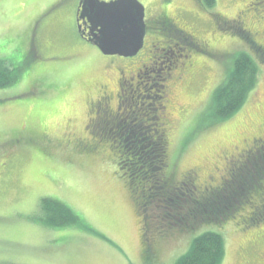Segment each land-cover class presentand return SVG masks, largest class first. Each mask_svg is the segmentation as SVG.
Here are the masks:
<instances>
[{
	"label": "rangeland",
	"instance_id": "obj_1",
	"mask_svg": "<svg viewBox=\"0 0 264 264\" xmlns=\"http://www.w3.org/2000/svg\"><path fill=\"white\" fill-rule=\"evenodd\" d=\"M137 1L144 7V44L135 55L122 56L102 54L74 34L78 0H0V68L9 70L8 82L0 86V264H173L206 231L223 238L220 264H264V220L246 225L238 216L260 212L264 200V52L217 27L244 11L240 20L260 32L264 8L261 3L248 8L252 0H215L211 9L203 0ZM161 13L208 48L196 41L200 47L190 49L172 28L166 30L173 38L166 46V33L154 20ZM64 15V23L49 20ZM256 41L264 44L262 37ZM152 43L164 48L156 64L138 85L127 81L120 120L109 121L99 113L100 130L119 137L121 129L125 147L153 159L155 146L138 149L137 138L143 142L151 136L156 142L161 129L154 118L165 122L168 154L162 173L178 180L195 170L198 192L224 185L219 195L209 191L198 200L213 203L214 209L207 211L216 218L206 224L162 230L159 223L177 204L171 197L182 202L181 194L160 198L153 180L158 196L136 201L119 168L116 142L80 149L93 140L83 130L90 97L106 86L115 91L120 70L129 75L155 56ZM33 44L48 54L36 56ZM241 52L256 64L255 83L234 112L216 116L213 96ZM190 61L194 68L183 82L170 78L179 73L180 63ZM158 104L162 108L156 112ZM41 126L46 139H40ZM139 127L148 133L141 135ZM254 138L263 139L257 153L245 155L242 150ZM42 199L63 203L76 219L48 223Z\"/></svg>",
	"mask_w": 264,
	"mask_h": 264
},
{
	"label": "trees",
	"instance_id": "obj_2",
	"mask_svg": "<svg viewBox=\"0 0 264 264\" xmlns=\"http://www.w3.org/2000/svg\"><path fill=\"white\" fill-rule=\"evenodd\" d=\"M202 3L203 6L206 7V9H211L215 3V0H203ZM231 26L232 28L228 30H230V32L240 37L241 39L244 38L245 41L249 44V46L254 49V46L251 45L250 38H248L246 34L244 35L242 31L240 32L241 29L239 28V26L235 24L234 25L232 24ZM223 27L226 28L225 26ZM260 51L264 52V49H261ZM8 73L9 70L7 71V69L0 68V86L8 82L9 79ZM256 74H257V68L253 58L247 53L241 52L237 54L232 61L230 72L227 74L224 82L218 87V89L216 90L213 96L214 115L223 117L234 112L243 103V101L246 99L248 92L253 87L256 80ZM162 100L163 97L160 96V101L162 102ZM158 108L161 109L162 105L158 104V107H156L155 109ZM147 120L149 121L150 118L148 117ZM143 122L144 120L141 119L140 124ZM157 123L158 125H160V123L156 122L155 120V124ZM29 127L30 126L25 127L23 131H26ZM43 129L44 127L41 126L39 132L41 134L40 139L47 138V134ZM117 129L118 128H115L113 131L115 130L117 131ZM138 129L137 130L140 131L141 135L144 134L145 132L148 133L149 130V129H143L142 127L141 128L139 127ZM101 130L99 131L100 134H98L100 141L104 142V140H109L110 144L111 143L114 144L116 142L118 151L120 153L119 161H118L119 168L123 170V173H125L126 177L128 178V184L130 185V189L133 191L134 194H136L135 196L136 201L141 199V200H145L144 202H146L149 201V197H154L155 199L158 196L159 191L156 190L154 192V189H159V188L158 186L153 185L152 183L153 180H157V183L160 186L161 189L160 192H162L160 198L164 197L165 194H164V190L162 189L160 171L163 169L165 165L168 154L167 153L168 140L166 138V134L160 131V136L158 139H156V142L153 140L151 136H149L148 138H146L147 136H145L144 138L148 140H145L143 142L142 139H139V137L137 138V142L141 140L140 143H137L138 149L139 147L142 146H148V148H151L152 145L155 146L156 154L154 155V158L151 159L148 156H142V154L134 152V150H129V147H125L126 144L124 142L125 137L120 136L121 129H119V132L118 131L116 132L119 133V137H115L116 135L113 136L111 134L106 133L105 131L102 132ZM106 136L109 139H104V137ZM15 143H18L17 140H15ZM118 143L123 145V149L118 145ZM96 147L98 146H96L95 143H92L91 146L90 144H83V145L80 144V149H82L83 151L90 149L93 150L96 149ZM141 166L145 167L144 170L140 168ZM222 187H224V185H222L220 188H217V190L213 189L209 191H214L215 195H219ZM207 192L206 191L202 192L196 199V204L198 205L200 204V205L196 206V219L193 224H198V222L200 223L205 222L206 224L207 222H212L213 221L212 218H216V216L210 214L211 211L214 209L213 203H211V201L208 202L201 201L198 203L200 197L206 194ZM206 195H211V194H206ZM42 206L47 214V222L52 225L66 224V223L68 224V222L72 223L76 219V216L72 214V212L63 203L57 200L42 199ZM207 208L210 210V213H208ZM258 214L261 216H256ZM238 216L240 217L241 222H244L246 225L257 223V221L259 223L260 221L264 220V200L260 205V212L258 210V212H256L255 215L249 213V215H245L244 217H242L241 215ZM59 217H61V220L56 221V219ZM163 224L166 225L165 222L163 223V221H161L159 223L160 227L163 226ZM165 228L162 227V230H164ZM144 244L146 245L147 249L150 248L148 247V245L150 244H148L147 241H144ZM223 255H224V243L222 236L217 232L206 231L195 237L192 240L189 249L182 256L177 258L176 262L173 264H220Z\"/></svg>",
	"mask_w": 264,
	"mask_h": 264
},
{
	"label": "flooded vegetation",
	"instance_id": "obj_3",
	"mask_svg": "<svg viewBox=\"0 0 264 264\" xmlns=\"http://www.w3.org/2000/svg\"><path fill=\"white\" fill-rule=\"evenodd\" d=\"M257 1V2H255ZM259 4L261 3L262 7L264 8V0H252L248 3V8L252 7L255 4ZM80 12V0H78L77 2V6H76V10H75V35H78V37L82 40H86V37L82 35V32L85 31L86 33H88V29L90 26V23L87 21L86 18H81L79 12ZM244 13V11H240L238 12V15L233 18V19H228V20H223L221 22H219V24H217V27L219 28V25L225 26L227 29L232 28V24L239 26V28L241 29L240 32L242 31V33H244V35L246 34L248 38H250L251 41V45H253L254 47L257 46V48L264 49V44L261 42L256 41L258 37H262L264 39V30H261L260 32H252L250 31V29L247 28L245 21L240 20L242 18V13ZM217 19L220 18V15L216 16ZM168 15L166 14H162L158 15V19H154L157 22H159L158 24H160V29L162 31H164L166 34V40L164 43H166V46H169V44H171V39L170 35L167 34L166 30L168 31V28H172L173 31L175 30V32L177 34H180L184 39L187 40L188 42V47H190V49L195 50L196 48H198V46L200 47V45L198 43H201V45L203 47H205L204 49H207L208 47H206V44L204 41H200L198 39H196L194 36H192L190 33L186 32L183 29L177 28L173 23H170V21H168ZM263 18V17H262ZM50 21L53 20H57L59 22L64 23L65 20H67L66 16H61L59 19L56 18H51L49 19ZM264 20V19H263ZM157 25V24H156ZM80 26V28H79ZM159 30V29H158ZM160 31V30H159ZM36 33L34 34L33 39L35 40L36 38ZM198 43H197V42ZM37 42V40L35 41V43ZM34 43V42H33ZM198 45V46H197ZM152 49V50H151ZM151 49L150 52L153 51V54H155V56H150L148 58V60L146 62H142L139 63V66L136 67L131 74L126 75L124 73V71H119V78L117 80V88L115 89V91H112L108 86L103 87L104 91H100L97 95L91 96L88 103H86V107L88 108V116H87V122L85 127H84V132H88V135L91 136L93 138L92 141H89L87 144H90V146L92 145V143H95L96 146H99V135L100 132H96L97 130H100L101 126H99V124H101V122H99V113H103V115L107 118H109L108 120H115L118 119L120 120V115L121 113V103H122V99L125 98V92H124V87L127 85V81L133 83L136 82L137 85L140 83L141 81V77L142 74L144 73L145 75L147 74L146 69L148 67H152L153 65L156 64V60L158 59L157 55L161 54L160 50H164V48L162 49H158V47L152 43L151 45ZM30 50L34 52V54L36 56H38L37 54L40 52V54H48V52H46V50H41L37 44L35 46V44H33V47H30ZM200 50V49H199ZM194 61H190L189 63H180L179 65V73L175 76H170V78L176 77V81L179 82H183V80H185L188 75L192 72L193 68H194ZM153 71V70H151ZM130 85V84H129ZM92 103V105L90 106V104ZM156 112H159L161 109H154ZM127 119V117H125ZM154 120H160L159 117H155ZM124 122H126V120H123ZM116 124V122H115ZM133 126V125H132ZM165 126V122H160L159 128L161 129L160 131H163V128ZM94 128V129H93ZM95 133V136H94ZM165 133V132H164ZM167 134V133H166ZM98 135V136H96ZM167 137V135H166ZM82 138H84V136H82ZM263 140L262 138L260 139H251L250 144L246 149H243L242 152L245 155H249V153L253 152L257 153V142ZM122 149H123V145L122 144H118ZM167 161L165 162L164 167H166ZM163 167V169H164ZM162 169V170H163ZM160 171V179H161V184H162V189L164 190V194L166 195H171L174 194L175 192L181 194L183 196V198L181 199L182 202L178 201V197L177 195H174L173 197H171L175 202H177V204H175V207H173L172 209H170V212H168V214L166 215V218H164L162 221L163 223L165 222V224H163L162 227H166V230H170L172 228H180L182 226H186V228H190V227H194L192 226L196 219V199L197 197L204 191H209V190H215L217 188L220 187H203V190H201L200 192H198V188L196 187V171L195 170H189L186 171L182 177L178 180H174V177H170V173L167 174H163V171ZM171 178H173L174 180V184L173 180H170ZM224 178L222 177V175L220 176V181L221 183L223 182ZM172 184V185H170ZM198 192V193H197ZM197 194V195H196ZM191 223V224H190ZM164 229V230H165ZM148 244H150V241H147Z\"/></svg>",
	"mask_w": 264,
	"mask_h": 264
},
{
	"label": "water",
	"instance_id": "obj_4",
	"mask_svg": "<svg viewBox=\"0 0 264 264\" xmlns=\"http://www.w3.org/2000/svg\"><path fill=\"white\" fill-rule=\"evenodd\" d=\"M80 9L90 23L82 35L102 54L133 56L143 47L147 26L137 0H80Z\"/></svg>",
	"mask_w": 264,
	"mask_h": 264
}]
</instances>
